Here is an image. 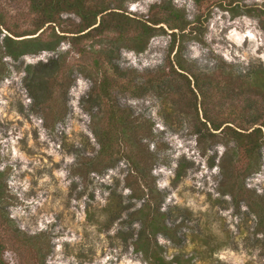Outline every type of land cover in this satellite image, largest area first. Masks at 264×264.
Segmentation results:
<instances>
[{"label": "trees", "instance_id": "obj_1", "mask_svg": "<svg viewBox=\"0 0 264 264\" xmlns=\"http://www.w3.org/2000/svg\"><path fill=\"white\" fill-rule=\"evenodd\" d=\"M27 1L33 29H10L0 13V81L12 73L8 57L19 61L25 55L53 52L47 60L25 66L24 86L32 98L31 110L47 126H54L64 122L71 111L70 90L78 75L92 80L81 105L90 115L98 149L88 153L78 148L73 171L84 177L102 175L122 161L127 163L125 186L131 190L127 196L142 204L130 210L133 203H125L124 194L114 191L105 210L110 212L109 224L124 212V223L139 224L132 243L148 264H196L200 244L193 239L197 242L194 253H188L184 221H177L172 208L164 209L168 191L159 187L155 173L156 166L166 161L164 152L169 147L163 131H157L154 119L127 98L156 97L167 125L195 135L203 154L215 150L209 157L211 167L217 165L215 147H226L219 164L218 190L231 197L236 209L247 206L256 217L255 232L264 236V193L247 183L264 165L262 63L245 66L212 53L216 61L204 65L187 57L189 41L208 44L205 22L210 13L190 19L186 7L174 0L154 2L141 14L129 9V3L137 0ZM194 1L200 6L217 4L233 17L257 18L264 30L262 5L246 0ZM165 33L172 41L164 64L143 70L122 64L123 49L142 53L155 36ZM65 41L69 49L62 48ZM2 163L0 144V225L9 240L30 252L36 264H49L51 232L29 234L11 216L16 197L8 187L10 169ZM188 165L193 162L181 160L177 179ZM160 235L177 247L171 257ZM5 250L6 241L0 238V264H8Z\"/></svg>", "mask_w": 264, "mask_h": 264}, {"label": "rangeland", "instance_id": "obj_2", "mask_svg": "<svg viewBox=\"0 0 264 264\" xmlns=\"http://www.w3.org/2000/svg\"><path fill=\"white\" fill-rule=\"evenodd\" d=\"M159 1L137 0L129 3V9L147 13L150 5ZM174 1L186 7L190 19L199 13H210L205 22L208 44L189 41L187 57L212 65L216 61L214 53L231 63L248 66L259 62L264 66V30L257 18L233 17L217 4L200 6L194 0ZM246 2L264 6V0ZM0 13L10 29H33L27 0H0ZM171 41V35L165 33L155 36L142 53L123 49L122 64L140 70L156 68L166 62ZM62 48L69 49L70 43L63 42ZM53 54L44 51L25 55L19 61L8 57L12 73L0 81L2 167L10 169L8 187L16 197L15 205L10 206L11 216L29 234L51 232L53 250L47 258L49 264H148L132 243L139 224L124 223L127 212L109 224L110 212L105 210L114 191L124 194L125 203H133L130 210L142 204L127 196L131 192L125 186L127 163L122 161L102 175L84 177L73 171L78 148L88 153L98 149L90 115L81 105L92 80L78 75L70 90L71 111L64 122L47 126L45 119L31 110L24 68ZM127 102L154 119L156 130L163 131L169 145L164 152L166 161L156 166L155 173L159 187L168 191L164 209L172 208L177 221L185 223L186 251L194 253L197 242L193 239L199 241L201 254L194 260L196 264H264V236L255 232V215L245 205L236 209L231 197L218 190L219 164L226 147H215L217 165L211 167L209 157L215 150L203 154L195 135L167 125L156 97L127 98ZM182 159L193 165H188L185 174L177 179ZM247 183L264 193V165ZM0 238L6 241L8 264H36L29 251L9 240L1 225ZM159 240L167 245L169 257L174 255L177 247L162 235Z\"/></svg>", "mask_w": 264, "mask_h": 264}]
</instances>
